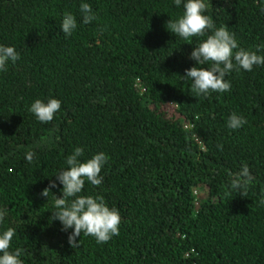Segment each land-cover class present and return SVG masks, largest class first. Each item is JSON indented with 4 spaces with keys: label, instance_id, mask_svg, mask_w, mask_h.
<instances>
[{
    "label": "trees",
    "instance_id": "16d2710c",
    "mask_svg": "<svg viewBox=\"0 0 264 264\" xmlns=\"http://www.w3.org/2000/svg\"><path fill=\"white\" fill-rule=\"evenodd\" d=\"M186 2L0 0V45L20 56L0 71V234L16 230L10 251L23 249V264H264V65L228 73L229 92L196 97L182 76L211 31L186 41L166 27ZM205 2L215 28L264 55V0ZM81 3L96 16L89 24ZM52 98L61 109L41 123L29 108ZM233 113L247 120L237 130ZM76 147L82 162L108 157L101 185L85 181L78 195L103 197L121 223L108 243L81 234L74 249L73 229L51 217L63 196L56 174ZM245 164L246 196L225 195Z\"/></svg>",
    "mask_w": 264,
    "mask_h": 264
},
{
    "label": "clouds",
    "instance_id": "9594fccd",
    "mask_svg": "<svg viewBox=\"0 0 264 264\" xmlns=\"http://www.w3.org/2000/svg\"><path fill=\"white\" fill-rule=\"evenodd\" d=\"M182 0H174L175 6L179 7ZM183 15L176 21L170 20L166 27L176 36L188 41L191 37L207 38L197 47L193 48L190 59L196 62V66L186 70L182 76L186 81H191V91L196 97L208 96L210 92L225 93L231 89V84L226 80V75L233 70L241 69L251 72L254 66L264 65V55H259L257 51L245 50L240 47L235 33L228 31L227 25L215 28L211 17L205 15L208 4L205 0H187L183 4ZM79 11L82 16V23L89 24L96 19L91 6L88 3H81ZM264 11V9H262ZM77 28V19L71 12H66L62 19L61 31L65 36H71ZM20 59L19 53L12 46L0 45V71H7L9 62L15 63ZM209 64L205 69L198 65ZM61 109V102L58 99H49L46 103L40 99L35 100L29 111L34 114L41 123H49L54 119L55 114ZM247 120L244 117L231 114L227 126L232 130L241 128ZM43 139V138H42ZM35 153L27 151L26 159L32 162ZM84 155L82 147H76L74 152L66 158L67 168L61 170L57 180L63 185L62 198L55 199V212H52V220H58L62 225V231L73 229L68 236L69 245L77 249L81 240L77 242V237H94L98 244L108 243L114 236L119 235L121 217L116 208H109L104 202L103 197L82 196L85 181L93 186H100L103 176L100 175L102 168L106 164L108 157L100 152L93 155L90 159L82 162ZM233 178L230 183V190L225 192L229 195L230 191L241 192L244 197L249 186L254 180L250 174L248 166L243 165L240 172L229 173ZM57 187L53 181L49 187L40 193L43 197H48L52 188ZM264 204V199L260 201ZM6 215L5 210H0V222H3ZM16 235V230L9 227L0 234V264H23L20 257L23 249L16 248L10 251L11 241Z\"/></svg>",
    "mask_w": 264,
    "mask_h": 264
}]
</instances>
